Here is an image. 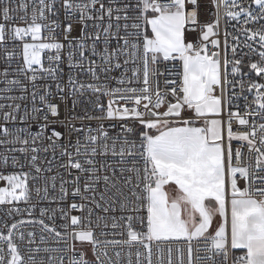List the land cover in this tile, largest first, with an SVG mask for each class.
<instances>
[{"label": "snow or ice", "instance_id": "6c2138e0", "mask_svg": "<svg viewBox=\"0 0 264 264\" xmlns=\"http://www.w3.org/2000/svg\"><path fill=\"white\" fill-rule=\"evenodd\" d=\"M18 11L24 13L19 17L24 26L10 23ZM205 15L212 19L205 20ZM0 19V45L5 46L7 64L0 72L5 84L0 88V168L10 164L21 169L0 172V181L7 183L0 187V205L13 206L9 215L20 212L19 203L30 205L27 211L32 216L33 191L49 204L73 199L66 206L39 211L49 220H55L58 212L65 221L59 226L63 231L44 219L5 222L6 231L0 229V264H65L66 258L68 264H264V24L248 27L264 21V0H19L18 8L0 3ZM222 21L240 25L237 31L243 32V48L248 52L238 51L239 36L233 35L229 45L225 29L222 56L221 41L215 38ZM76 31L79 35H73ZM102 36L104 47L98 51ZM110 39L116 40V48H109ZM250 52L258 59L245 60ZM86 54L109 65L105 72L130 63L139 67H133L130 76L125 68L114 88L85 83L71 70L87 64L93 80L100 79L96 60ZM17 56L21 63L12 69ZM64 64L70 73L66 86L60 82ZM159 77H164L165 92L172 99L162 94ZM38 81H55V92L51 83ZM137 84L142 86H133ZM17 90L19 95L10 94ZM89 91L95 100L87 103L100 114H90L87 108L82 114L76 111V97ZM29 96L31 110L23 103ZM51 96L62 102L72 97L71 108L62 113ZM101 96L108 97L106 108ZM240 99L242 110L235 103ZM76 120L101 123L93 129L77 127ZM106 120L120 123L105 126ZM33 122L40 129L36 134L28 130ZM234 122L239 129L234 130ZM57 125L69 132L86 130V143L81 145L77 138L75 153L68 151L58 144L62 134ZM117 127L119 131L110 133L109 128ZM48 130L51 143L41 149L37 141ZM57 147L67 157L60 167L79 174L71 181L61 178L59 196H50L48 182L55 192L57 178L40 174L52 171V161L42 168L36 154L49 148L55 152ZM244 148L254 154V163ZM109 154L118 159L114 163L95 159ZM26 164L35 175L23 171ZM42 178L43 188L29 185V179ZM69 183L71 188L66 187ZM169 185L175 186L174 196L167 190ZM77 197L105 214H121H97L95 228L101 231L96 233L93 209L75 202ZM77 211L87 212L86 224L84 216L71 214ZM217 216L218 226L210 231ZM25 224L40 225L63 247H41L47 244L44 235L37 245L35 232L25 236L20 230ZM109 227L120 231H104ZM110 235L124 239L98 238ZM26 239L29 247L22 250L20 243ZM181 241L186 247L172 246ZM77 242L91 246L93 259L83 250L77 252Z\"/></svg>", "mask_w": 264, "mask_h": 264}, {"label": "built area", "instance_id": "2783aa9c", "mask_svg": "<svg viewBox=\"0 0 264 264\" xmlns=\"http://www.w3.org/2000/svg\"><path fill=\"white\" fill-rule=\"evenodd\" d=\"M0 3H4V4H10V6L12 8H18L19 6V0H0ZM13 16H15V19L13 21H11L10 23H13V24H16V25H19V26H24L25 25V21L24 20H21L19 19L20 16L24 15L23 12H16V13H13L12 14ZM63 17L61 16V19ZM204 19L205 20H210L212 19L211 16L209 15H205L204 16ZM27 20L28 22H30L31 20V4L29 6V13H28V16H27ZM0 22H2V19H0ZM123 23V21H121V24ZM262 24H264V21H260L259 23L255 24V25H248V27H254V28H259ZM235 25V26H234ZM240 28V25H237L235 24V22H230V23H227L225 24L224 21H222L221 23V29H220V33L217 37H215L216 39H219L221 41V54L222 56L224 55V51H223V42H224V31L225 29L227 30V32L230 34L228 36V42H229V45L232 44V36L233 35H236V36H239L240 38V41H241V45H240V48H238V51H242V52H248L249 50L246 49V48H243V42L245 40V36L243 34L242 31H237V29ZM59 31V30H58ZM44 35H47V32L45 30V32L43 33ZM73 35H79L78 31L74 32ZM59 40H63L62 36L58 37ZM104 37L102 36L101 37V40L97 42V47H98V51H102L103 47H104ZM210 39H212V37H210ZM91 43L92 41L91 40H88L86 41V44L90 47L91 46ZM108 46L110 49H114L116 48V40L115 39H110L109 42H108ZM255 46V45H254ZM4 45H0V72L3 71V69L5 67H7V64L4 60V55H3V50H4ZM9 48H11V43H9L8 45ZM20 50L17 49V52H19ZM66 53H67V50H65V57H66ZM47 55V54H45ZM231 49L229 47V49L227 50V56L228 58H231ZM86 56H88L89 59H93V60H96V65H95V69H96V74L100 77L99 81H95L93 80L91 74L87 71V68H88V65L85 64L84 68L83 69H79V68H74L71 70V75L74 76L75 78L85 82V83H101V84H106L108 85L109 88H114V87H117V83H116V79L119 78L121 76V74L124 72V69L125 68H128L129 71H128V75L130 76L131 75V69L133 67H139V63H137L136 65H133V64H129V65H126V66H123L121 69H115L114 67L111 69V71H107L105 72L103 69L105 68H108L110 67L109 65H104L101 63L100 61V58L99 56H96V57H91L89 54H86ZM249 57L255 61L258 59V56L256 53L254 52H250L249 53V56L248 57H245V60L249 59ZM76 59H79V53L77 52L76 54ZM125 59V57L121 56L120 57V62L121 64L123 65V60ZM21 63V60H20V57L17 56L13 63H12V69H15L17 68V66ZM45 63H47V61L45 60ZM177 64L179 62H176ZM63 69H64V74L63 76L60 78V82L63 84V85H67L68 83V76H69V69L67 67V64H64L62 65ZM158 67L160 68V70H163L164 68V65L161 64V65H158ZM231 68V65H229V69ZM243 71L245 72H248L249 70L247 68H244ZM13 78V75L10 74L9 76V79H12ZM21 79H23V77L21 76ZM163 79L164 77H159V80H160V88H161V91H162V94L164 95H167L169 99H172L171 97V94L170 93H167L165 92V85L163 84ZM253 79H259L257 77H255L253 75ZM4 77L3 76H0V88H3L5 87V84H4ZM25 84H27V81L24 82ZM44 83H51L53 85V92H55V81H38V84L40 85H43ZM153 83V80L152 78H150V84ZM133 86H137V87H140L142 86V84H137V85H133ZM153 87H155V85L153 84ZM43 89H39V91H42ZM29 91H31V86L29 85ZM237 91H239V88H237ZM11 95H19V91H14L12 93H10ZM251 98V97H250ZM78 103H77V107H76V111L78 113H83V110L85 108H87L91 113H94V114H100L99 112V109H96L95 106L93 104H89L87 103L88 100H95V95H93L90 91L89 92H86L84 96H77L76 97ZM49 100H51L53 103H56V104H59V107H60V111L62 113H66L68 111L69 108H71V105H72V97H68L66 98L65 101H60L58 97L56 96H51L49 97ZM24 104H26L29 108V110H31V107H32V103H31V97L29 96L28 99L26 101L23 102ZM37 105L39 106V100L37 99ZM100 103L103 104L105 106V108L107 107V104H108V97L106 96H101L100 97ZM235 103H237L239 105V108L242 110L244 108V100L243 99H240L238 101H236ZM163 109H161L162 111ZM233 110L235 111L236 109L233 108ZM257 120H259V117L256 118ZM73 123L76 124L77 127H84V126H87V127H91L93 129H95L97 127L98 124H100L101 122L100 121H97V120H76V121H73ZM103 123L105 124V126H108V125H111L113 123L119 125V121H103ZM129 123H131V121H129ZM11 126V125H10ZM139 124H135V127L137 129V131H139ZM15 127H25V125H21V124H17ZM233 128L234 130H237L239 129V125L237 123H233ZM28 130L32 133V134H36L40 131L39 129V126H38V122H33L31 123L30 127L28 128ZM56 130L59 131L61 134H62V138L60 141H58V144L59 145H63V146H67V150L70 151V152H73L75 153V145H76V141H77V138L80 139L81 141V145H83L84 143H86V141L84 140V136L87 134L86 130H85V133H76L75 131H72V132H69L68 130H66L64 127L60 126V125H57L56 126ZM109 131L110 133L112 134H115L117 131H119V128L117 127L116 129H112V128H109ZM51 135V130H48L44 137H42L40 140L37 141V147H40L41 149H43L44 147H46L47 145H49L51 143L50 140L47 139V136H50ZM238 145V142H233V146L236 147ZM61 148L60 147H57L55 149V152H53V150L51 148H49V150L47 152H44L43 150H41L39 153H37L36 155H38L39 159L37 161L38 164H40V166L42 168H47L49 167V164H48V161H52V164H51V168H52V171L51 172H44L42 174H40L42 177H45V176H55L57 179H56V184H57V189L55 192L52 191L51 189V181L48 182V187H49V195L50 196H59V183H60V180L61 178H63L64 180H68V181H71L76 175H78L79 173H77V170L75 169H66V168H62L60 167V164L62 163H65L66 160H67V157L66 156H61ZM3 149H0V152H2ZM81 151H83V147H81ZM242 151H244L245 153V156L246 157H249L252 162L254 163V154H248L247 153V150L246 148L242 149ZM17 156H19L20 154L19 153H16ZM32 155L31 153H29V156ZM53 155L55 156V159L53 160ZM79 159L83 160V156L81 157H78ZM95 159H97L98 162H104V161H107V162H110V163H114V161L117 158H113L110 154L107 156V157H103V156H97L95 157ZM21 163H25V161H21ZM99 166V165H98ZM117 167L119 165H116ZM21 171V169L19 167H12L10 164L8 167H5V168H0V172H3L4 174H11L13 172H19ZM23 171H32L33 174L35 175L34 173V170H32L29 166H27V164L25 165V167L23 168ZM69 171H71L72 175L70 176L69 175ZM103 174V173H101ZM81 175V185H83V182H84V175L83 174H80ZM243 183V182H241ZM44 184H45V180L42 178L40 179L39 181H32L31 179H29V185L30 186H39L41 188L44 187ZM7 186V183L5 181H0V187H6ZM66 187L68 188H71V184H67ZM103 188V183L101 182V190ZM90 195V194H89ZM73 202V199L71 196L68 197V199L64 202V204H49V202L47 200H40L35 192L33 191L32 193V200H31V206H34V210H33V213H32V216H29L28 215V211L27 209L30 208V205H27V204H24V203H19L17 204L16 206L19 207L20 209V212L19 213H16V212H12L11 215H9V209L12 208L13 206L12 205H8V204H5V205H0V229H3L6 231V229H4V223L7 222L9 225L15 221H19L21 219H24V220H29V219H44L46 223L50 224V225H54L57 227L58 230L60 231H63L62 228H60L59 226L63 223H65V221L61 220L60 219V216H59V213L57 212L56 214V218L55 220H49L47 216L45 217H40L39 215V211L41 208H58L60 206H66L67 204ZM75 202L77 203H84L86 204L88 207H91L93 209V216H92V220H93V225L92 227L94 228V231L96 233H99L101 231V229L99 228H95V219H96V215L99 214L101 216L103 215H117L119 216L121 213L119 211H117L116 213H103L101 212L99 209H96L94 207V205H92L91 203H89V201H81L79 199V197L76 198ZM72 215H76V216H84L85 217V221L84 223L86 224L87 223V212L85 211L84 213H81V212H72L71 213ZM143 214H146V213H143ZM20 230L23 231L25 233V236H27V232L29 231H32V232H35L36 234V243L37 245H39V238L41 235H44L45 237H47V244L46 245H40L41 247H44V246H50V247H63V244H56L55 243V240L56 238H54L51 234L47 233V232H42L41 230V226L38 225V224H25V225H22L20 227ZM104 231H108V232H112V231H120V229H116V230H113L111 229L110 227L108 229H104ZM99 239H124L123 236H108V237H98ZM19 242V241H18ZM194 243V246H195V243L196 242H193ZM182 246V247H186V245L184 244L183 241L181 242H174L173 243V247L175 248L176 246ZM20 246H21V249L22 250H26L29 245H27V239L23 242V243H20ZM35 246V245H33ZM76 248H77V252H79L80 250H83L87 253V258L88 259H93L92 257V253H91V246L88 245V244H80L79 242L76 243ZM203 254V253H201ZM65 264H68V260L67 258L65 259Z\"/></svg>", "mask_w": 264, "mask_h": 264}, {"label": "crops", "instance_id": "0c3cea01", "mask_svg": "<svg viewBox=\"0 0 264 264\" xmlns=\"http://www.w3.org/2000/svg\"><path fill=\"white\" fill-rule=\"evenodd\" d=\"M197 126H201V125H197ZM167 190H168L170 195H173V196L175 195V186L174 185L167 186ZM219 220H220V218L218 216L214 218L213 226H212V229H210V231H213L218 226Z\"/></svg>", "mask_w": 264, "mask_h": 264}, {"label": "trees", "instance_id": "16d2710c", "mask_svg": "<svg viewBox=\"0 0 264 264\" xmlns=\"http://www.w3.org/2000/svg\"><path fill=\"white\" fill-rule=\"evenodd\" d=\"M139 130H140V126H139ZM153 134H155V133L153 132Z\"/></svg>", "mask_w": 264, "mask_h": 264}]
</instances>
